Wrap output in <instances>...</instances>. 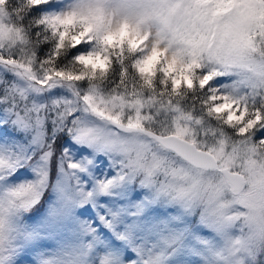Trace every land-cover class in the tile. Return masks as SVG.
Instances as JSON below:
<instances>
[{"label":"snow or ice","instance_id":"6c2138e0","mask_svg":"<svg viewBox=\"0 0 264 264\" xmlns=\"http://www.w3.org/2000/svg\"><path fill=\"white\" fill-rule=\"evenodd\" d=\"M0 264H264V0H0Z\"/></svg>","mask_w":264,"mask_h":264}]
</instances>
